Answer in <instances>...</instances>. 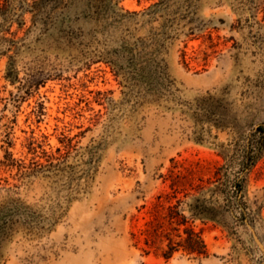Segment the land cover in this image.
Listing matches in <instances>:
<instances>
[{
    "label": "rangeland",
    "instance_id": "rangeland-1",
    "mask_svg": "<svg viewBox=\"0 0 264 264\" xmlns=\"http://www.w3.org/2000/svg\"><path fill=\"white\" fill-rule=\"evenodd\" d=\"M259 126L264 0H0V264H264Z\"/></svg>",
    "mask_w": 264,
    "mask_h": 264
},
{
    "label": "trees",
    "instance_id": "trees-1",
    "mask_svg": "<svg viewBox=\"0 0 264 264\" xmlns=\"http://www.w3.org/2000/svg\"><path fill=\"white\" fill-rule=\"evenodd\" d=\"M261 133H264L263 126H259L256 129V131L250 137L249 142L244 144L241 151H238L236 154V158L240 159V164H238L240 165V170L234 173L232 182L235 188L234 204L236 205L235 207L240 214H242L244 210L238 200L239 197L238 192L239 190H242V182L245 176V172H247L249 168H251L256 163V161L264 154V139H262ZM233 163H234L233 159L229 161L227 160L225 164L219 167V171H223L224 172L223 175H226L229 171L230 172L232 171L231 167H233L232 166ZM180 223H185V222L183 221L178 222V225ZM176 230H179V228L176 227ZM183 232L184 235L181 234L180 232L176 234L179 237V239H175L169 234L168 236L169 241L167 244L168 248L163 252V255L166 258L170 257L174 251L179 249H183L188 253H195L197 254V256L208 255L207 245L199 232L195 231L194 228L191 226H186Z\"/></svg>",
    "mask_w": 264,
    "mask_h": 264
},
{
    "label": "water",
    "instance_id": "water-1",
    "mask_svg": "<svg viewBox=\"0 0 264 264\" xmlns=\"http://www.w3.org/2000/svg\"><path fill=\"white\" fill-rule=\"evenodd\" d=\"M246 221H247L248 225H249L250 227H252L251 224L249 223V221H248L247 219H246Z\"/></svg>",
    "mask_w": 264,
    "mask_h": 264
}]
</instances>
